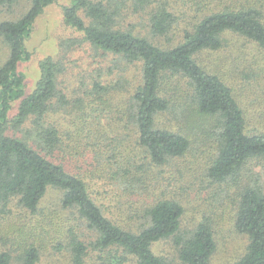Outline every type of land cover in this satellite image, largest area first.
<instances>
[{"label": "trees", "instance_id": "obj_1", "mask_svg": "<svg viewBox=\"0 0 264 264\" xmlns=\"http://www.w3.org/2000/svg\"><path fill=\"white\" fill-rule=\"evenodd\" d=\"M56 1L31 0L22 17L0 23V36L9 49L0 65V206L17 199L34 214L48 191L55 189L62 206L74 210L95 233L90 246L100 252L99 264H173L153 249L165 239L174 240L185 264H211L217 250L212 218L204 217L190 233L182 232L185 209L176 199L151 193L153 200L136 211L135 201L125 192L116 198L108 185L95 187L86 176L74 174L48 157L64 148L68 140L66 145L72 150L90 144L89 139L83 142L81 132L72 130L78 120L90 117V102L83 101L79 109L68 111L70 128L52 118V113L67 103L58 89L60 69L55 59L47 56L40 60V76L30 93L19 70L21 63L31 60L27 40L36 20ZM15 2L0 0V5ZM196 4L200 19L184 29L181 41L170 47L155 44L148 35L127 27L125 21L129 11L142 12L152 35H167L178 19L171 0H70L64 20L95 47L142 65V82L132 96L131 119L150 163L162 165L192 148L194 140L189 133L157 126L158 116L178 105L190 111L189 116L196 114L211 122L208 129L202 128L217 145L209 177L219 183H239L249 162L264 158V132L248 131L246 113L233 88L200 62V54L221 49L227 33L243 36L264 50V0H196ZM95 89L100 95L107 92L100 83ZM102 99L93 100L106 103ZM102 139L100 135L97 141ZM112 165L117 166L115 181L126 191L139 194L143 170L125 167L119 157ZM250 182L238 185L242 187L234 222L236 231L248 237L247 249L238 260L226 264H264V190L258 182ZM57 248L69 250L71 264H86L89 245L76 236ZM20 261L37 264V246L25 248ZM0 264H13L9 251L0 250Z\"/></svg>", "mask_w": 264, "mask_h": 264}, {"label": "rangeland", "instance_id": "obj_2", "mask_svg": "<svg viewBox=\"0 0 264 264\" xmlns=\"http://www.w3.org/2000/svg\"><path fill=\"white\" fill-rule=\"evenodd\" d=\"M69 2L57 0L38 17L27 40L31 60L19 66L25 77L26 91L30 93L40 76V60L52 56L58 63V89L67 103L53 112L52 118L63 124V128H70L68 111L72 107L79 109L83 101L90 102L87 109L91 112L90 117L85 121L78 120L72 129L81 132L85 136L83 142L89 139L90 144H80L72 150L66 145L70 142L68 140L64 148L48 157L64 164L68 171L86 176L95 187L108 185V190L115 197L125 192L127 198L135 201L136 211L153 200L151 193L176 199L185 209L182 232L190 233L202 218H212L217 250L211 264L238 260L246 252L249 242L248 237L238 233L234 226L238 193L242 184L250 181L258 182L264 190V158L249 162L239 183L215 182L209 177V168L217 145L212 137L204 135L202 129H208L211 122L196 114L195 117L189 116L190 111L176 105L158 116L157 126L189 133L194 140L192 148L183 156L170 158L162 165L150 163L146 150L138 143L137 126L131 119L132 96L142 82V65L126 62L95 47L86 40L83 32L68 25L64 20V8ZM30 6L31 0H16L12 6L0 5V23L22 17ZM171 6L178 19L167 35H152L147 15L142 12L129 11L125 24L140 35H148L155 44L174 46L181 41L184 29L200 19V14L196 0H171ZM8 53L9 49L0 36V65ZM200 62L233 88L246 113L248 131L264 132V50L243 36L227 33L224 46L217 51L200 54ZM96 83L103 85L107 92L97 94ZM99 96L106 103H101V99L93 100ZM17 107L18 103L14 104V113ZM72 130V135L78 138ZM9 134L13 135V130ZM100 135L103 139L97 141ZM117 157L125 167L143 170L144 178L138 184L141 195L126 191L115 181L113 174L117 175V166L112 164ZM238 185L242 186L239 188ZM108 190L105 195L109 201L111 195ZM60 197L58 190L50 189L34 214L20 205L17 199L6 207L0 206V250L12 254L13 264H21L23 251L31 244L39 249L37 264H71L69 250H59L57 245L67 243L73 235L89 245L86 264H99L100 252L90 246L96 238L95 233L74 210L62 206ZM153 249L173 264H185L173 239L161 240L154 244Z\"/></svg>", "mask_w": 264, "mask_h": 264}]
</instances>
